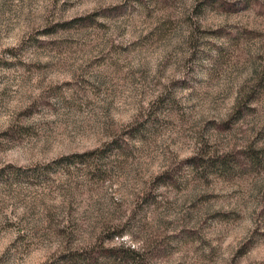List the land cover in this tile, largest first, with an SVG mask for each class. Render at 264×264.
I'll use <instances>...</instances> for the list:
<instances>
[{
	"label": "rangeland",
	"instance_id": "1",
	"mask_svg": "<svg viewBox=\"0 0 264 264\" xmlns=\"http://www.w3.org/2000/svg\"><path fill=\"white\" fill-rule=\"evenodd\" d=\"M0 171V264H264V0H0Z\"/></svg>",
	"mask_w": 264,
	"mask_h": 264
},
{
	"label": "trees",
	"instance_id": "2",
	"mask_svg": "<svg viewBox=\"0 0 264 264\" xmlns=\"http://www.w3.org/2000/svg\"><path fill=\"white\" fill-rule=\"evenodd\" d=\"M104 154V151H100ZM107 154V152H106ZM92 153H84V154H75V155H71V156H67V157H63L60 160L54 161L52 164H50L48 167H52L56 164H77L78 162H80L81 164H85L90 157L92 156ZM4 171H0V173L3 174ZM25 169H21V168H17L16 174L17 175H25Z\"/></svg>",
	"mask_w": 264,
	"mask_h": 264
}]
</instances>
